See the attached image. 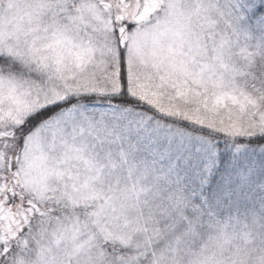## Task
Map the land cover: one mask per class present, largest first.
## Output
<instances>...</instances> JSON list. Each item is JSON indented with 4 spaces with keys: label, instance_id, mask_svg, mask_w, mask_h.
Returning a JSON list of instances; mask_svg holds the SVG:
<instances>
[{
    "label": "snow or ice",
    "instance_id": "1",
    "mask_svg": "<svg viewBox=\"0 0 264 264\" xmlns=\"http://www.w3.org/2000/svg\"><path fill=\"white\" fill-rule=\"evenodd\" d=\"M0 264H264V0H0Z\"/></svg>",
    "mask_w": 264,
    "mask_h": 264
}]
</instances>
